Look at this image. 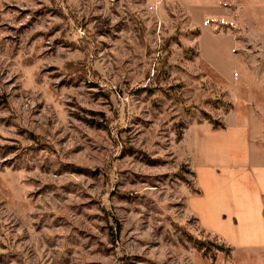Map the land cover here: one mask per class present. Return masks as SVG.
I'll return each instance as SVG.
<instances>
[{
	"label": "rangeland",
	"instance_id": "obj_1",
	"mask_svg": "<svg viewBox=\"0 0 264 264\" xmlns=\"http://www.w3.org/2000/svg\"><path fill=\"white\" fill-rule=\"evenodd\" d=\"M246 122L264 0H0V264H264L185 203L191 128Z\"/></svg>",
	"mask_w": 264,
	"mask_h": 264
},
{
	"label": "crops",
	"instance_id": "obj_2",
	"mask_svg": "<svg viewBox=\"0 0 264 264\" xmlns=\"http://www.w3.org/2000/svg\"><path fill=\"white\" fill-rule=\"evenodd\" d=\"M263 132L264 125L253 134L248 122L191 128L189 163L195 187L186 206L203 229L233 249L264 248ZM254 137L262 152L258 160L250 151Z\"/></svg>",
	"mask_w": 264,
	"mask_h": 264
},
{
	"label": "trees",
	"instance_id": "obj_3",
	"mask_svg": "<svg viewBox=\"0 0 264 264\" xmlns=\"http://www.w3.org/2000/svg\"><path fill=\"white\" fill-rule=\"evenodd\" d=\"M213 123H215V121H213Z\"/></svg>",
	"mask_w": 264,
	"mask_h": 264
}]
</instances>
